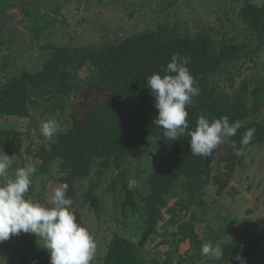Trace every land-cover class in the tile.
<instances>
[{
    "label": "trees",
    "instance_id": "16d2710c",
    "mask_svg": "<svg viewBox=\"0 0 264 264\" xmlns=\"http://www.w3.org/2000/svg\"><path fill=\"white\" fill-rule=\"evenodd\" d=\"M94 1L102 4L106 0ZM254 1L231 0L241 2L237 17L246 29L239 38L227 40L226 32L220 35L211 28L188 33L176 26L168 34H162L159 27L99 45H50L51 55L39 70H21L0 80V117L22 121L30 118L31 109L36 108L40 114H54L59 109L62 118L71 105L63 118L64 128L51 140L28 145L27 149L22 144L24 131L0 129V150L9 157H30L37 168L26 198H35L34 179L52 176L55 168L57 183L69 185L67 197L72 200L77 223L83 227L79 204L97 211L103 204L101 193L120 192L115 197L121 198L124 212L142 211L144 230L140 238L133 241L115 231L101 264H146L145 248L154 235L165 237L162 244H176L172 249L175 254H180V245L188 242L189 248L181 255L185 263L187 259L191 264L202 261L201 245L208 242L199 236L196 227L203 222L199 212L205 206L206 189L213 186L216 195H222L237 172L246 167L253 149L264 145V122L252 117L261 110L263 87L244 79L238 88L226 85L232 91L230 95L220 86V81L229 77L227 74L233 82L236 62L241 61L242 68L251 61L250 57L264 52V2ZM220 27L225 29L222 22ZM245 39L255 43L249 45ZM173 54L189 57L187 67L194 79L193 87L199 89V95L186 106L189 129L195 130L201 115L209 121L228 116L230 124L239 120L241 127L236 135L223 138L207 157L191 154L189 137L171 141L170 154L159 161L147 178L144 195L138 185L128 188L129 175L124 166L128 152L142 148L147 135L163 137L162 130L153 124L158 111L146 78L154 73L165 75ZM73 92L74 101L70 98ZM76 107L82 111L81 117L74 114ZM249 128H255L254 137L242 148L241 139ZM238 150L243 155H237ZM107 175L111 181L104 189ZM258 227L259 232L249 237L246 244L225 242L221 244L223 259L205 257L203 264H238L234 259L237 254L245 261L258 246L264 247V219ZM33 238L34 235L24 234L22 242L32 244ZM4 246L0 243V251Z\"/></svg>",
    "mask_w": 264,
    "mask_h": 264
},
{
    "label": "rangeland",
    "instance_id": "374dc122",
    "mask_svg": "<svg viewBox=\"0 0 264 264\" xmlns=\"http://www.w3.org/2000/svg\"><path fill=\"white\" fill-rule=\"evenodd\" d=\"M262 4L264 0H255ZM241 2L231 0H106L102 4L94 0H0V80H7L21 70L35 72L39 70L51 55L50 45L77 47L88 44L99 45L107 40L123 39L136 32L158 30L168 34L176 26L180 31L195 33L202 29L219 31L227 40L239 38V33L246 29L238 21L237 13ZM224 30H220V25ZM219 35V36H220ZM218 36V37H219ZM247 44L252 45L245 39ZM251 61L242 68L241 61L236 62L231 75L226 81L219 80L220 86L238 88L242 80L254 81L263 87L261 110L252 115L256 121L264 122V52L250 57ZM6 69L5 72L1 70ZM218 80V79H217ZM231 95L232 91L226 88ZM74 92L70 98L73 97ZM71 105L65 109V115ZM78 117L82 116L79 107L73 109ZM31 117L18 120L13 117H0V129L14 128L24 131L23 147L35 145L52 138L41 135V123L53 119L58 125L57 132L64 128V116L59 118L61 110L54 114L31 109ZM171 141L164 137L147 135L145 145L137 151H129L124 169L129 179L134 178L142 194H147V178L159 161L170 154ZM6 154L0 150V154ZM7 155V154H6ZM8 178H14L15 169L32 164L30 157L13 155ZM33 165V164H32ZM246 167L237 172L225 192L217 196L215 188L209 186L205 196V206L199 212L203 222L197 225L200 237L207 238L213 245L225 242L246 244L249 237L259 232V221L264 219V145L257 146L247 157ZM56 169L52 176L34 179L36 203L47 204L53 190L59 186ZM110 176L103 180V188L109 185ZM6 182L0 177V185ZM234 189V190H233ZM234 191V192H233ZM105 192V190L103 191ZM233 192V193H232ZM120 192L101 193L102 205L96 209L79 204L85 227L95 240L96 252L90 264H101L103 255L116 231L118 234L136 241L144 230L143 213L124 212L120 205ZM173 230L170 229V232ZM26 233L11 236L4 241L0 251V264H49V254L43 249V243L34 236L32 244L22 242ZM165 237L154 235L147 243L144 256L146 264H191L182 258L189 248L188 242L180 245V254L173 253L176 244H162ZM172 253L170 259L168 254ZM205 257H203L204 259ZM201 262L196 264H203ZM153 260L155 263H153ZM245 264H264V247L258 246L252 255L246 258Z\"/></svg>",
    "mask_w": 264,
    "mask_h": 264
},
{
    "label": "clouds",
    "instance_id": "9594fccd",
    "mask_svg": "<svg viewBox=\"0 0 264 264\" xmlns=\"http://www.w3.org/2000/svg\"><path fill=\"white\" fill-rule=\"evenodd\" d=\"M189 57L173 54L164 71L165 75L154 73L146 78V87L155 100L154 107L158 115L153 124L160 128L166 140L177 141L189 137L190 151L193 156H210L225 137L236 135L241 122L229 123V117L209 121L203 115L198 117L195 130L189 129L186 106L192 98L199 95V89L193 87L194 79L187 65ZM59 125L49 119L41 123V135L52 138ZM255 128L245 131L241 146H247L253 139ZM237 155H243L242 150ZM12 158L0 154V177L6 182L0 185V243L11 236L21 233L34 235L43 243V249L49 254V264H90L96 252V243L90 232L77 223L72 211V200L67 197L69 185L57 186L47 204L34 203L26 198L37 168L32 164L15 169L14 178H8ZM137 181L129 179L128 188L134 189ZM201 256L213 261L224 257L223 247L211 242L201 245ZM238 264H245L243 257L237 254Z\"/></svg>",
    "mask_w": 264,
    "mask_h": 264
}]
</instances>
